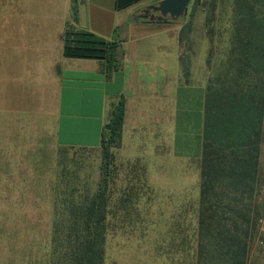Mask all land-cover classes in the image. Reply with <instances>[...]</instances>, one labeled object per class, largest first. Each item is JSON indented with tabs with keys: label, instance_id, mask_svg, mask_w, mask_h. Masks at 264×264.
<instances>
[{
	"label": "crops",
	"instance_id": "1",
	"mask_svg": "<svg viewBox=\"0 0 264 264\" xmlns=\"http://www.w3.org/2000/svg\"><path fill=\"white\" fill-rule=\"evenodd\" d=\"M120 1L125 6L85 0L82 28L77 0H0L8 9L0 16V103L17 118L40 121L55 150L97 151L110 110L122 98L121 163L146 169L149 185L171 183L177 161L187 171L195 161L200 176L208 70H193L197 48L192 54L191 46L188 72L181 65L187 51L180 32L192 19L191 6L183 21L153 24L140 15L161 0ZM80 28L119 43L118 70L107 76L99 61L63 56L65 32ZM14 115L8 111L7 118ZM2 145L0 156H8L0 168L14 167L10 141ZM2 192L0 198L11 199L13 191ZM187 213L184 207L179 216Z\"/></svg>",
	"mask_w": 264,
	"mask_h": 264
},
{
	"label": "trees",
	"instance_id": "2",
	"mask_svg": "<svg viewBox=\"0 0 264 264\" xmlns=\"http://www.w3.org/2000/svg\"><path fill=\"white\" fill-rule=\"evenodd\" d=\"M217 1L191 0L189 5L190 18L199 7L209 6L204 20L209 78L194 247L188 251L192 257L186 264H250L257 238L264 246V232L259 233L263 209L257 201L264 138V0H220V5ZM117 6L125 3L118 0ZM190 27L191 20L180 32L186 44L187 53L181 59L186 72ZM119 49L118 42L82 28L67 29L64 34L65 58L99 61L107 76L121 66ZM124 115L121 98L103 127L100 178L93 192L80 179L73 156L67 154L72 149L57 148L56 172L50 183L53 219L43 264H105L110 219L138 214L143 190L148 188L143 187L145 169L126 163L124 167L133 171L119 184L112 167L121 147ZM114 190L120 194L112 199Z\"/></svg>",
	"mask_w": 264,
	"mask_h": 264
},
{
	"label": "rangeland",
	"instance_id": "3",
	"mask_svg": "<svg viewBox=\"0 0 264 264\" xmlns=\"http://www.w3.org/2000/svg\"><path fill=\"white\" fill-rule=\"evenodd\" d=\"M217 3L220 5V0ZM208 8L209 6L199 7L196 10L187 32L192 54L197 48L196 56L191 58L194 71L201 65L202 68L206 67L209 40L205 34L207 28L204 26V20L208 15ZM7 10L1 7L0 16L6 15ZM184 19L181 17L176 21ZM1 65L3 64L0 59V70L4 68ZM8 111L15 113L14 119L7 118ZM0 128L5 129L0 133V147L9 140L15 161L14 167L0 168V174H6L0 178V196L5 195L2 191H13L11 199L0 198V264H43L48 252L53 219V194L50 183L56 172L58 152L50 145L49 140L47 141L46 130H42L40 121L17 118L15 109L9 110L7 105L2 103ZM5 149L7 151V146ZM125 150L116 151L112 163L119 184L121 179L133 171L124 167L126 163L120 161L119 155L124 157ZM67 154L73 156L80 179L87 182L93 192L100 178V150H70ZM7 156L8 153L5 152L0 159L6 160ZM115 166L117 168H114ZM8 171L12 175L8 176ZM197 172L195 161L188 171L181 168V163L177 161L175 173L170 176L171 183L156 182L144 185L143 187L148 188L143 190L144 200L141 207L139 206L138 214L134 212L132 216L122 217L117 215L110 219L105 264L190 263L192 255L188 251L194 247L195 212L199 197L200 176ZM263 186L264 138L257 200L263 209L259 222L260 234L264 232V196L261 192ZM119 194L120 192L114 190L112 199ZM184 207L189 211L188 215L179 216ZM114 210L111 209L112 212ZM250 264H264V246L259 238L253 244Z\"/></svg>",
	"mask_w": 264,
	"mask_h": 264
},
{
	"label": "water",
	"instance_id": "4",
	"mask_svg": "<svg viewBox=\"0 0 264 264\" xmlns=\"http://www.w3.org/2000/svg\"><path fill=\"white\" fill-rule=\"evenodd\" d=\"M191 0H161L143 9L140 17L149 22L175 21L187 14ZM80 27L86 26L85 0H77Z\"/></svg>",
	"mask_w": 264,
	"mask_h": 264
},
{
	"label": "built area",
	"instance_id": "5",
	"mask_svg": "<svg viewBox=\"0 0 264 264\" xmlns=\"http://www.w3.org/2000/svg\"><path fill=\"white\" fill-rule=\"evenodd\" d=\"M261 192L263 193V196H264V186L261 188ZM263 201H264V198H263Z\"/></svg>",
	"mask_w": 264,
	"mask_h": 264
}]
</instances>
